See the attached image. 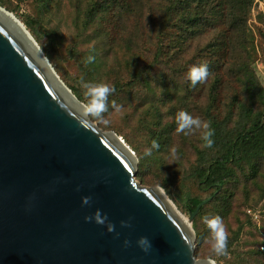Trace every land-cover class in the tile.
Instances as JSON below:
<instances>
[{"label": "rangeland", "instance_id": "obj_1", "mask_svg": "<svg viewBox=\"0 0 264 264\" xmlns=\"http://www.w3.org/2000/svg\"><path fill=\"white\" fill-rule=\"evenodd\" d=\"M0 1L10 6L22 23L30 24L38 36V46L51 54L49 63L65 85L74 87L83 98L81 76L86 81L104 82L115 88V97H108L109 108L104 114L109 125H99L91 118L90 121L101 130L112 131L122 138L137 158L136 172L144 173V181L135 177L136 181L142 186L161 188L188 219L184 207L186 197L205 198L213 188H200L193 174L200 163L199 152L206 149L202 148L199 131L190 135L177 133L175 116L185 110L193 117L210 122L212 128L223 123L227 129H233L238 126L242 111L246 115L250 112L248 120L243 121L246 124L261 108L260 102L252 100L244 91V85L255 80L264 89V0H211L210 5L205 0L203 20L199 21L203 26L191 28L195 32L186 39L189 48L182 52L184 58L176 52V45H180L178 33H182L176 26L167 29L171 42L168 51L162 50L158 40L167 2L162 6L159 0H152L143 5L141 11L114 21L113 16L83 14L93 0ZM118 8L121 15L124 8ZM155 8L157 11H153ZM180 11L174 13L173 18L184 20L190 14ZM195 13L192 11L190 18ZM212 41L215 47L205 46V52H199L194 58L198 44L203 46ZM89 55L95 59L86 63ZM184 62L188 68L195 63L210 62L216 81L210 82L208 77L192 87L187 72L181 71ZM138 75L149 77V82L156 84L152 93L138 81L128 84ZM210 84L214 85L212 92H217V97L212 99L213 93L210 96L208 93ZM79 101L85 104L84 99ZM112 101L120 106L119 111L112 108ZM155 109L164 115L166 130H172L173 141L168 148L177 147L175 161L171 160L169 150L161 156L153 149L151 156H144V150L151 144L136 121L142 117L149 120L153 115L151 121L156 122L159 118ZM254 163L251 167L237 168L234 177L219 190L215 201L206 205L201 216L194 215L191 226L195 224L192 229L196 259H212L217 264H264V255L256 249L264 228V160ZM250 206L263 212L261 225L252 227L243 215ZM206 215L222 218L228 233L227 256L217 257L212 252L209 229L202 220Z\"/></svg>", "mask_w": 264, "mask_h": 264}, {"label": "water", "instance_id": "obj_2", "mask_svg": "<svg viewBox=\"0 0 264 264\" xmlns=\"http://www.w3.org/2000/svg\"><path fill=\"white\" fill-rule=\"evenodd\" d=\"M21 25L39 53L0 11V264H209L195 258L191 222L211 197L185 219L161 188L138 183L134 152L81 121L84 104ZM96 208L113 232L84 219Z\"/></svg>", "mask_w": 264, "mask_h": 264}, {"label": "trees", "instance_id": "obj_3", "mask_svg": "<svg viewBox=\"0 0 264 264\" xmlns=\"http://www.w3.org/2000/svg\"><path fill=\"white\" fill-rule=\"evenodd\" d=\"M150 1L152 0H93L92 6H90L89 9L85 10L86 12L83 14H86L90 17H96L97 15H107L109 17L113 16V18H116L114 21H117L128 13L133 14V12L135 11H141L143 5ZM207 1L210 5L211 0ZM163 2L167 3L163 8V21L160 22V28H162V31L158 34V37L160 36L161 38L158 39L160 40L159 43L160 45H162V50L164 49V52L168 51L171 47V42L170 40H168L167 29L170 27L174 28V26H176L179 31L182 32L180 34L178 33V43L181 46L179 45L178 47V45H176V52L180 57L184 58L182 52L189 48L186 39L190 37L189 34L195 32L191 28H199L203 26V24L199 21L203 20L201 18L202 5L206 2L205 0H159V3L162 6ZM0 6L12 13L14 12L10 6L3 4L1 1ZM120 6L124 8V11L121 15H119V12L117 10ZM180 10L189 11L188 13L190 14L187 15L184 20L173 18L174 13L181 12ZM153 11H157V9L155 8ZM192 11H195L196 13L193 18H190ZM239 20L242 21L240 18ZM234 21V23H236L237 18ZM22 24L32 35L35 41L38 42V36L33 31L30 24L28 22H24ZM114 28L119 27L115 26ZM214 43L215 42L212 41V43H206L203 46L201 44H198L194 49V51L196 52L193 55L194 58L199 52L201 54L205 52V46L215 47ZM42 49L48 61H52L51 54L45 48ZM186 60L188 61V59ZM186 63L184 62L181 71L184 74L187 72L188 75V71L191 67L188 68ZM206 64L208 65L209 69L208 77L211 80L210 82H215L217 79V75L214 72V67L210 62ZM195 65L199 64L195 63ZM137 81L138 84H144L148 91H151V93L154 88L153 86L156 85L155 83L153 85L151 82H149V77L145 78L143 76L141 77V75L136 76L128 84L132 85L137 83ZM67 85L68 84H66V86ZM213 86V84H210L208 88L209 96L211 95V93H213V97H211V99L217 97V92H212ZM68 88L72 91V93L78 100L83 101L84 98L74 87L70 86ZM244 91L251 97L252 100L260 102L261 108L252 114L248 123L246 124H243V121H245V119L248 120V115H250V112H248L246 115V112L242 111L240 114L242 117L240 118L238 126L236 128L227 129L223 123L216 125L213 128L215 133L213 136L214 144L211 148H206L203 152H199L200 163L193 173L197 178V182L200 188H202L203 190L213 188V191L208 197L199 198L188 196L184 201V207L186 208L187 213L190 214L195 210L198 204L211 197L209 201L204 203L199 208V210L195 214L196 218L201 216L208 203L215 201L217 193L228 180L234 177V173L237 168L243 169V165H249L251 167L254 166V162H257L261 159L264 160V89L262 86L258 85L255 80H251L247 82L246 85H244ZM110 95L112 96V99H114V94L112 93ZM115 99L117 101L119 100V98ZM155 113L159 118L156 122L151 121L153 115H150L149 120L142 117L136 121V124L137 126L142 127L143 134L147 137L150 144L153 139L159 142L160 148L154 150L157 154H161L162 156L166 150H170L168 147L171 146L173 141V138L171 136L172 130H166V127L163 124L165 121L164 115L157 109H155ZM135 177L140 181H144V173L141 170H138V172H136ZM262 214L263 212L261 213V210L259 208L257 209L252 206L246 208L243 211V215L246 216L248 222L252 227H256L258 226V224L261 225L260 221L263 217ZM196 218L194 219V222ZM192 226L195 229L194 223L192 224ZM263 234L264 228L262 232H260V236H262L260 237L259 242L256 243V249L258 253L264 255ZM234 240L235 239L230 240V243H233Z\"/></svg>", "mask_w": 264, "mask_h": 264}, {"label": "clouds", "instance_id": "obj_4", "mask_svg": "<svg viewBox=\"0 0 264 264\" xmlns=\"http://www.w3.org/2000/svg\"><path fill=\"white\" fill-rule=\"evenodd\" d=\"M95 57L89 55L86 58V63L93 62ZM209 76L208 65L199 64L192 66L188 71V80L190 85L195 87L197 83L206 80ZM80 84L84 89L83 95L85 104L83 112L80 114V119L84 123H90V118L95 119L97 124L108 126L110 121L105 119L104 114L108 111V97L115 91V88L109 86L104 82H92L86 81L83 76L80 77ZM112 108L116 111L120 110V106L112 101ZM176 132L183 133L184 135H190L197 131L200 133V139L202 141V148H211L214 144L213 136L214 129L211 127V123L208 121H202L199 117H193L185 110H180L175 116ZM160 144L157 140L151 141V146L144 150V156H151L153 149H159ZM169 156L172 161L178 156L177 147L173 146L169 150ZM91 197L81 196V203L83 205H90ZM86 221H93L97 224L105 226L108 232L114 231V225L108 220L107 214L102 213L99 208H96L91 216H85ZM203 223L207 226L210 233L209 244L212 252L217 256H227V244H228V233L226 232L222 218L219 215L215 216H204L202 217ZM122 227H130V220L120 221ZM125 244L128 241L124 242ZM137 245L142 250H147L151 246L148 237L140 236L136 241Z\"/></svg>", "mask_w": 264, "mask_h": 264}, {"label": "bare ground", "instance_id": "obj_5", "mask_svg": "<svg viewBox=\"0 0 264 264\" xmlns=\"http://www.w3.org/2000/svg\"><path fill=\"white\" fill-rule=\"evenodd\" d=\"M1 8H0V11L2 12V13H4V14H6L13 22H15L18 26H19V28L26 34V36L29 38V40L31 41V39H30V37L27 35V33L24 31V29H23V27H22V25H21V21L19 20V19H17V18H15L12 14H10L11 12L10 11H8V10H6L5 8H3L2 6H0ZM4 10H3V9ZM31 43L33 44V42L31 41ZM33 46L35 47V49L37 50V52L39 53V51H38V49H37V47H36V45H34L33 44ZM40 55V54H39ZM42 58V57H41ZM42 60H43V58H42ZM57 82L59 83V81L57 80ZM59 85L68 93V95L69 96H71L72 97V95H71V93H72V91H71V93H69V88L67 87V86H65V87H67V88H65L64 86H62V84L61 83H59ZM73 98V97H72ZM74 99V98H73ZM75 100V99H74ZM76 101V100H75ZM77 102V101H76ZM81 105V104H80ZM82 106V105H81ZM159 192L161 193V190H159ZM206 260V259H205ZM209 264H217L215 261H213L212 259H207L206 260Z\"/></svg>", "mask_w": 264, "mask_h": 264}, {"label": "built area", "instance_id": "obj_6", "mask_svg": "<svg viewBox=\"0 0 264 264\" xmlns=\"http://www.w3.org/2000/svg\"><path fill=\"white\" fill-rule=\"evenodd\" d=\"M248 212H249V210H248Z\"/></svg>", "mask_w": 264, "mask_h": 264}]
</instances>
